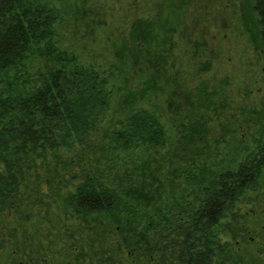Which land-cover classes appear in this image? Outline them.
<instances>
[{
    "label": "rangeland",
    "instance_id": "374dc122",
    "mask_svg": "<svg viewBox=\"0 0 264 264\" xmlns=\"http://www.w3.org/2000/svg\"><path fill=\"white\" fill-rule=\"evenodd\" d=\"M43 1L63 11L60 45L114 84L111 129L119 112L134 107L162 115L167 148L144 169L140 154L122 155L126 166L119 175L134 162L136 172L151 170L163 182L162 199L181 195L190 201V168L206 163L216 170L253 148L264 124V46L252 0ZM146 181L141 188L152 192L156 185ZM61 198L18 208L0 202V255L41 253L54 264H144L123 242L133 241L132 228L120 233L105 213L74 216ZM233 212L245 216L238 226L247 231L246 240L226 232V259L219 261L264 264V182Z\"/></svg>",
    "mask_w": 264,
    "mask_h": 264
},
{
    "label": "trees",
    "instance_id": "16d2710c",
    "mask_svg": "<svg viewBox=\"0 0 264 264\" xmlns=\"http://www.w3.org/2000/svg\"><path fill=\"white\" fill-rule=\"evenodd\" d=\"M252 1L264 46V0ZM62 17L48 1L0 0V202L18 208L62 196L74 216L105 213L120 233L132 228L133 241L122 239L144 264H224L226 232L243 241L247 234L238 226L245 216L233 209L264 182V124L239 160L190 168V201H165L150 168L141 175L131 162L118 174L122 155L140 154L144 169L167 148L162 115L134 107L111 129L114 84L60 45ZM149 177L156 187L145 192Z\"/></svg>",
    "mask_w": 264,
    "mask_h": 264
},
{
    "label": "flooded vegetation",
    "instance_id": "af4514ba",
    "mask_svg": "<svg viewBox=\"0 0 264 264\" xmlns=\"http://www.w3.org/2000/svg\"><path fill=\"white\" fill-rule=\"evenodd\" d=\"M1 254V253H0ZM11 255H0L1 259L8 258L6 260V264H54V260L52 257L49 259H44V257H40L41 253H10ZM13 256V257H12Z\"/></svg>",
    "mask_w": 264,
    "mask_h": 264
}]
</instances>
